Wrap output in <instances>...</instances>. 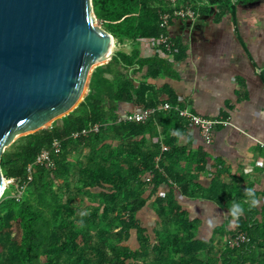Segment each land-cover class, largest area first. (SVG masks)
<instances>
[{"label": "trees", "instance_id": "obj_1", "mask_svg": "<svg viewBox=\"0 0 264 264\" xmlns=\"http://www.w3.org/2000/svg\"><path fill=\"white\" fill-rule=\"evenodd\" d=\"M207 2L222 13H235L232 0ZM92 3L98 24L114 35L117 45L168 33L160 19L169 11L165 0ZM172 40L174 61L143 55L136 45L131 51L116 50L94 67L84 100L71 113L6 148L2 171L14 182L0 199V264H264L259 194L254 193L252 203L246 190L227 184L226 161L214 158L205 146L192 147L191 139L183 144L186 120L174 109H158L166 102L187 106L169 84L151 82L179 79L174 63L186 51L179 38ZM122 102L137 110H158L146 122L122 121ZM97 123L102 125L98 133L73 137ZM55 139L63 140L61 151L53 154L56 169L36 164ZM29 165L34 166L33 180L19 197ZM203 176L210 177L208 185ZM180 195L228 209V218L213 233V238L221 236L222 246L198 236L201 220L190 216ZM150 200L161 225L155 236L139 218ZM234 203L244 209L239 216L231 213ZM133 232L136 248L128 244ZM239 234L249 241L233 246Z\"/></svg>", "mask_w": 264, "mask_h": 264}, {"label": "crops", "instance_id": "obj_2", "mask_svg": "<svg viewBox=\"0 0 264 264\" xmlns=\"http://www.w3.org/2000/svg\"><path fill=\"white\" fill-rule=\"evenodd\" d=\"M186 2L190 1H181ZM232 2L235 13L231 10L222 13L216 4L194 0L191 4L196 18L176 19L168 30L171 38L182 41L186 51V57L174 63L179 79L165 77L151 82L159 86L169 84L191 111L209 117L228 115L229 124L218 125L213 145L205 147L214 158H223L229 166L226 183L241 187L240 191L246 190L244 187L253 189L259 194L261 206L264 205V0ZM139 48L143 55H154L141 45ZM135 109L130 103L119 105L121 116ZM190 139L192 147L204 146L199 128L188 127L182 143L187 144ZM209 180V176L201 179L204 185ZM161 191L165 194L167 188ZM179 199L190 216L195 203L196 208L209 206L213 217L218 219L213 233L230 214L214 202L189 201L182 195ZM152 210L156 216L153 207Z\"/></svg>", "mask_w": 264, "mask_h": 264}, {"label": "water", "instance_id": "obj_3", "mask_svg": "<svg viewBox=\"0 0 264 264\" xmlns=\"http://www.w3.org/2000/svg\"><path fill=\"white\" fill-rule=\"evenodd\" d=\"M116 43L92 0H0V199L6 148L71 113Z\"/></svg>", "mask_w": 264, "mask_h": 264}, {"label": "built area", "instance_id": "obj_4", "mask_svg": "<svg viewBox=\"0 0 264 264\" xmlns=\"http://www.w3.org/2000/svg\"><path fill=\"white\" fill-rule=\"evenodd\" d=\"M169 5V11L162 12L160 14L161 25L163 28L169 30L171 23L176 19L193 20L196 18V10L192 6L191 2L181 3L182 0H165ZM142 47L150 50L154 55L174 61V48L175 44L168 33H162L157 38H147L138 41ZM179 101H182L179 98ZM158 109L171 110L174 109L180 113V115L188 123V127H197L203 138V145L210 147L214 143V134L218 125H228L229 119L223 116L209 117L202 114H198L191 111L188 107H182L177 103L172 105L169 102L164 103ZM157 108H148L145 110H133L128 114L120 117L122 121H136L146 122L148 118L154 114ZM102 128L100 123L95 124L91 129H83L82 131L74 132L73 137L79 138L81 136H88L90 133H98ZM63 140L55 139L51 149H43L37 156L36 164L46 166L50 169H56V161L53 157L54 153H59L62 149ZM167 147L164 145V149ZM33 165L28 167V181L22 185L19 191V197H22L27 185L33 180ZM14 179H6V186L8 187ZM249 241V238L245 234L237 235L232 242L233 246H238L243 242Z\"/></svg>", "mask_w": 264, "mask_h": 264}, {"label": "rangeland", "instance_id": "obj_5", "mask_svg": "<svg viewBox=\"0 0 264 264\" xmlns=\"http://www.w3.org/2000/svg\"><path fill=\"white\" fill-rule=\"evenodd\" d=\"M188 1L193 3L194 0H188ZM137 44L138 43L126 44L125 46H120V45H117L116 43L114 50L116 51L122 48L125 51H131L135 45L137 46ZM139 46H140V43H139ZM54 123H52L51 126ZM17 141H19V138H17L16 142ZM160 193H163V192L161 191ZM152 207H153V200H150L147 207L139 214V218L141 220L142 225L148 229L149 233L155 236L154 234L155 229L157 230L161 229V225L158 223V220H157L158 218L154 215ZM191 209H192L191 217H198L201 219L198 236L201 238L213 239L216 245L222 246L224 244L223 243L224 241L221 239V236L219 234H216V237L213 238V227L218 222V219L213 217L212 214L214 213H211L210 207L207 205H201L196 208V203H195L193 207H191ZM128 244L134 248L138 246L135 232H133V237L129 241ZM201 255L204 256L203 254Z\"/></svg>", "mask_w": 264, "mask_h": 264}, {"label": "clouds", "instance_id": "obj_6", "mask_svg": "<svg viewBox=\"0 0 264 264\" xmlns=\"http://www.w3.org/2000/svg\"><path fill=\"white\" fill-rule=\"evenodd\" d=\"M246 192L250 198H252V203H256L255 197H254V191L251 188L246 189ZM244 212V209L241 204L234 203L233 208L231 210L232 215L239 216Z\"/></svg>", "mask_w": 264, "mask_h": 264}]
</instances>
